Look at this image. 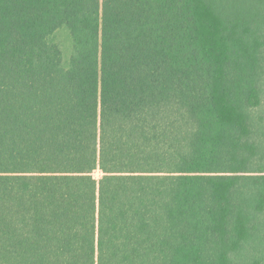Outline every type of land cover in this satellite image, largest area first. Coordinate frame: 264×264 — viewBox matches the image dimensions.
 I'll use <instances>...</instances> for the list:
<instances>
[{
    "label": "trees",
    "instance_id": "1",
    "mask_svg": "<svg viewBox=\"0 0 264 264\" xmlns=\"http://www.w3.org/2000/svg\"><path fill=\"white\" fill-rule=\"evenodd\" d=\"M0 264H264V0H0Z\"/></svg>",
    "mask_w": 264,
    "mask_h": 264
},
{
    "label": "rangeland",
    "instance_id": "2",
    "mask_svg": "<svg viewBox=\"0 0 264 264\" xmlns=\"http://www.w3.org/2000/svg\"><path fill=\"white\" fill-rule=\"evenodd\" d=\"M53 40L59 45L64 66H68L69 58L72 53V39L66 28H59L53 33ZM94 176H99L97 171Z\"/></svg>",
    "mask_w": 264,
    "mask_h": 264
}]
</instances>
